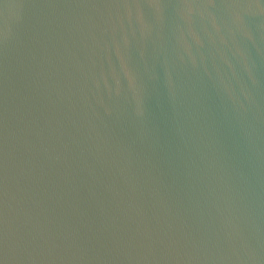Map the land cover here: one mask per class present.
Listing matches in <instances>:
<instances>
[{
    "label": "water",
    "instance_id": "obj_1",
    "mask_svg": "<svg viewBox=\"0 0 264 264\" xmlns=\"http://www.w3.org/2000/svg\"><path fill=\"white\" fill-rule=\"evenodd\" d=\"M0 264H264V0H0Z\"/></svg>",
    "mask_w": 264,
    "mask_h": 264
}]
</instances>
